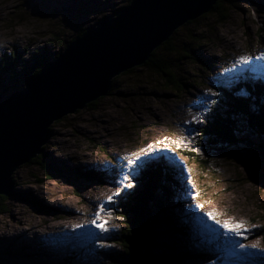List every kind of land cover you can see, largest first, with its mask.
<instances>
[{"label": "rangeland", "instance_id": "374dc122", "mask_svg": "<svg viewBox=\"0 0 264 264\" xmlns=\"http://www.w3.org/2000/svg\"><path fill=\"white\" fill-rule=\"evenodd\" d=\"M129 3L0 0V60L16 48L29 52L27 60L45 52L51 61L81 29ZM236 5L230 7V18L221 26L214 27L215 17L209 12L191 25L198 33L210 29L194 52L200 62L185 63L181 70L174 65L187 87L178 90L167 77L137 66L117 76L111 93L99 98L94 107L87 106L52 124L49 142L38 156L53 162L56 169L27 163L13 173L15 193L6 197L0 212V264H75L82 254H88L89 247L95 249L96 261L93 258L88 264L126 263L129 244L117 241L128 226L124 205L144 188L146 168L160 162L182 172L178 180L166 183L170 197L164 200L174 221L187 231L166 237V228L156 216L157 245L151 252L162 257L161 264H234L227 253L231 246L236 254L245 248L247 255L264 264V235L258 231L264 224V179L251 180L263 171L262 156L250 151L240 155L235 148L222 154V147L213 149L202 136L219 90L237 89L242 76L251 85H264V0H239ZM183 26L179 38L188 32ZM242 56L248 58L246 63H238ZM206 59L210 67L202 62ZM7 82L9 90L1 93L2 98L14 92L15 84ZM209 90L216 95L205 96ZM247 95L245 89L239 97ZM192 150L194 156L188 155ZM95 171L102 183L86 174ZM207 211L216 214L221 223L242 224L241 235L232 234L223 249L215 250L217 244L211 238L224 235L225 230L208 218ZM59 215L71 219L62 224ZM15 228H19L17 238L5 237ZM85 230H90L85 239L73 243ZM56 238H61L60 243L46 251ZM173 255L178 259L169 258V262L167 256ZM140 262L150 261L142 258Z\"/></svg>", "mask_w": 264, "mask_h": 264}, {"label": "water", "instance_id": "95a60500", "mask_svg": "<svg viewBox=\"0 0 264 264\" xmlns=\"http://www.w3.org/2000/svg\"><path fill=\"white\" fill-rule=\"evenodd\" d=\"M221 0H131L91 25L28 83L0 101V195L13 194V173L43 153L51 126L111 93L120 74L145 64L189 21ZM15 193V192H14ZM149 253L133 256L132 264Z\"/></svg>", "mask_w": 264, "mask_h": 264}, {"label": "trees", "instance_id": "16d2710c", "mask_svg": "<svg viewBox=\"0 0 264 264\" xmlns=\"http://www.w3.org/2000/svg\"><path fill=\"white\" fill-rule=\"evenodd\" d=\"M129 1L131 2V0ZM236 2L239 3V0H221L215 4L214 8L209 12L215 17L214 27L218 25L221 26L229 20L230 7L233 5L237 6ZM120 9L115 10L113 14ZM207 14L208 13L203 16ZM198 23V19L186 23L183 27L188 29V32H185L184 35L187 34L182 38L178 37L181 33L179 31L181 28L177 29L174 35L162 46L158 47L153 52L150 59L141 66L154 71L160 76L167 77L166 80L168 79L170 86L172 85V87L181 90L182 87L187 84L183 82L184 76H179L177 71H174V67L176 66L181 70L185 63L198 64L197 62H200V59L194 56V52L205 37H208L209 27H207L203 33L194 31L195 27L191 25H196ZM86 30L87 29L84 28L81 29L72 41L81 36ZM72 41H66V47L69 42ZM25 54H29V52L21 53L15 48L14 51H11L10 54H5L0 60V101L3 100L1 93L9 90L8 80L15 84V88L13 89L14 92L20 90L29 80L38 75L42 68L49 62L50 58V56L47 55L48 53L38 52L32 55L31 59L27 60ZM202 62L207 66L210 64V60L207 59ZM212 66L213 64L211 63V67ZM135 68L126 73L133 71ZM6 75L9 77H6ZM245 79L247 80V77ZM240 80L243 82L242 85H238L237 89H233L232 91L220 87L227 92L219 90L220 94H218L216 98L213 112L203 126L205 127V129L202 130L203 142L209 144L210 147L212 146L213 149H217L219 146L222 147V154L227 151V149L232 148L238 149L241 152L240 155L243 154V151L259 153L264 162V85H251L249 82L244 81L243 76ZM243 87L246 89L247 93H249L246 98L239 97L240 92L245 90ZM96 104L97 100L89 103L88 106L92 108ZM188 155L194 156L193 150ZM208 162V159L204 160L206 165ZM30 163L43 164L48 169H56L53 162L47 161L41 155L33 158ZM170 167L166 162H160L159 164L154 163L148 166L146 168V174L144 175V188L137 192L134 199L125 203L124 207L128 208L127 214L125 215L128 220V226L126 231L120 235L121 237L118 236L120 239L117 241L119 243L127 241L126 243L129 244L128 251L130 252H128L129 256L126 263L113 260L114 263L132 264V258L135 254L145 252L153 257L154 264H161L162 257L160 258L159 255L151 252L152 248L154 249L157 245L155 242L157 237V228H155V222H157L156 216H160L159 221L163 223L166 228V237L173 238L174 234H187L186 229L180 227L174 221V213L168 209L164 200L167 196L170 197V187L166 185V183H169L173 179L178 180V174L179 176L182 175V172L177 171L176 167H171L172 169ZM86 174L91 175V179H99L98 182L102 183L101 175L98 174L97 171L93 173L86 172ZM243 176L245 177L246 175ZM251 178L252 181L264 179V168L262 173L251 176ZM6 197L7 195H0V212L3 210ZM258 231L259 233L261 231L260 234L264 235V224ZM172 252L174 253L176 251L172 250ZM178 257L174 255L171 257L167 256L168 261L169 258H173L175 261ZM204 258L207 259V256Z\"/></svg>", "mask_w": 264, "mask_h": 264}, {"label": "bare ground", "instance_id": "6f19581e", "mask_svg": "<svg viewBox=\"0 0 264 264\" xmlns=\"http://www.w3.org/2000/svg\"><path fill=\"white\" fill-rule=\"evenodd\" d=\"M60 54V53H59ZM58 54V55H59ZM5 98V97H4ZM186 113L187 112H185V113H183L182 114V116L185 114L186 115ZM185 117V116H184ZM183 118V117H182ZM49 142V141H48ZM48 142H46V144L44 145V149H45V147H46V145H47V143ZM14 183H15V180H14ZM14 192H15V190H14ZM252 192H255V191H252ZM17 204V203H16ZM17 208V207H16ZM210 208V207H209ZM228 209H229V207H227ZM21 209V208H20ZM232 209V208H231ZM15 210V209H14ZM13 212V211H12ZM237 212V211H236ZM207 213H208V211H207ZM232 216V215H231ZM229 217H230V215H229ZM228 217V218H229ZM227 218V217H226ZM58 219H60L63 223L62 224H67L69 221H70V216H61V215H59L58 216ZM230 219V218H229ZM237 219V218H236ZM249 220H251V218H249ZM227 222H230V221H228L227 220ZM246 226V225H245ZM215 227V226H214ZM9 228H12V226H10ZM216 228H218V229H222L221 227H219V226H216ZM218 229H216V230H218ZM64 230L65 231H67L68 229L67 228H64ZM223 230V229H222ZM86 231H90V230H85V231H83V233L78 237V238H74V240H73V243H75V244H77V243H79L80 241H83L84 239H85V237L89 234V233H85ZM17 232H19V228H15L14 229V231H13V233H9V234H5V237H13V238H17V236H18V233ZM225 232V234L223 235V234H219L218 235V237L217 236H214V238L212 237L211 238V240H214L215 242H214V244H217V247L215 248V250H219V249H221L222 248V244L225 242V240H228L229 241V239H232V233H230V232H226V231H224ZM253 235H256L255 233L253 234ZM253 235H248V237H253ZM54 237H58V236H54ZM245 237V236H244ZM39 239V241H38V243H41L42 242V240H43V238L42 237H39L38 238ZM251 239V238H250ZM60 241H61V238H56V240H55V242H53L50 246H48L47 247V249H46V251H48V250H50L51 248H54V247H56L59 243H60ZM27 244L28 245H32L33 244V242H27ZM39 245V244H38ZM249 245H254V246H257L256 245V243H254V242H250L249 243ZM238 246V245H237ZM42 247V246H41ZM223 249V248H222ZM88 250H90V251H88V254L87 253H84V254H82L81 256H80V258H79V260L78 261H76V263L75 264H88V261H90L91 259H93L94 258V261H96V254L94 253L95 252V249L93 248V247H89V249ZM229 251H227V253L230 255V262H233L234 264H262V263H260V261H257V260H255V259H253V258H251V256H250V254L249 255H247L248 254V252L246 251V249L245 248H243V250H242V252L240 253V254H236V251L234 250L233 252H232V250H233V248H232V246H231V249H228ZM259 255V254H258ZM70 257L71 258H73L74 257V253L73 254H71L70 255ZM183 260V259H182Z\"/></svg>", "mask_w": 264, "mask_h": 264}, {"label": "snow or ice", "instance_id": "6c2138e0", "mask_svg": "<svg viewBox=\"0 0 264 264\" xmlns=\"http://www.w3.org/2000/svg\"><path fill=\"white\" fill-rule=\"evenodd\" d=\"M261 58L264 59V56H262ZM247 60H248L247 57H243L242 56V57L239 58L238 63H246ZM208 95H216V93H213V92H211V90H209V93H206L205 96H208ZM158 143H161L162 144L163 141H158ZM175 143H177V146H179V142L178 141L175 142ZM129 163H132V161H129ZM125 179H127V177H125ZM126 186H128V185H126ZM198 207H202V206H198ZM206 215L208 216L209 219L215 221L217 224H220V226L226 232H230V233H232L234 235H237V236L241 235L240 229L243 227L242 224H240V223H230V222H223V223H221L216 218V214L209 212V213H206ZM93 223H96V221L94 220ZM98 227H100L102 231H107V229L104 228L102 224L98 225ZM253 247H254V245H253Z\"/></svg>", "mask_w": 264, "mask_h": 264}, {"label": "clouds", "instance_id": "9594fccd", "mask_svg": "<svg viewBox=\"0 0 264 264\" xmlns=\"http://www.w3.org/2000/svg\"><path fill=\"white\" fill-rule=\"evenodd\" d=\"M166 163H167V162H166ZM167 165H168L169 167L171 166V165H169L168 163H167ZM171 167H173V166H171ZM171 167H170V168H171ZM171 169H172V168H171Z\"/></svg>", "mask_w": 264, "mask_h": 264}]
</instances>
